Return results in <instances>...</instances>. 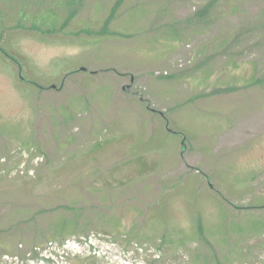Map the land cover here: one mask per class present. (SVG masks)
<instances>
[{
	"label": "rangeland",
	"instance_id": "obj_1",
	"mask_svg": "<svg viewBox=\"0 0 264 264\" xmlns=\"http://www.w3.org/2000/svg\"><path fill=\"white\" fill-rule=\"evenodd\" d=\"M0 264H264V0H0Z\"/></svg>",
	"mask_w": 264,
	"mask_h": 264
},
{
	"label": "trees",
	"instance_id": "obj_2",
	"mask_svg": "<svg viewBox=\"0 0 264 264\" xmlns=\"http://www.w3.org/2000/svg\"><path fill=\"white\" fill-rule=\"evenodd\" d=\"M200 232L202 233V231H201V227H200Z\"/></svg>",
	"mask_w": 264,
	"mask_h": 264
}]
</instances>
